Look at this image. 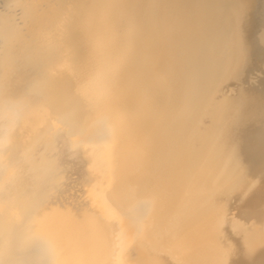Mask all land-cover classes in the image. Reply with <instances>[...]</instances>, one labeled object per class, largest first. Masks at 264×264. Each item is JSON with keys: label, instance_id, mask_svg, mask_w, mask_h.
I'll return each mask as SVG.
<instances>
[{"label": "bare ground", "instance_id": "bare-ground-1", "mask_svg": "<svg viewBox=\"0 0 264 264\" xmlns=\"http://www.w3.org/2000/svg\"><path fill=\"white\" fill-rule=\"evenodd\" d=\"M0 4V264H264V0Z\"/></svg>", "mask_w": 264, "mask_h": 264}, {"label": "rangeland", "instance_id": "rangeland-1", "mask_svg": "<svg viewBox=\"0 0 264 264\" xmlns=\"http://www.w3.org/2000/svg\"><path fill=\"white\" fill-rule=\"evenodd\" d=\"M0 2H1V0H0ZM0 7H1V4H0Z\"/></svg>", "mask_w": 264, "mask_h": 264}]
</instances>
